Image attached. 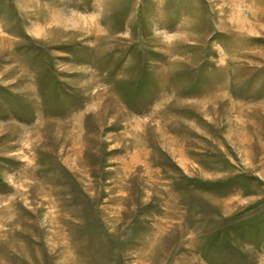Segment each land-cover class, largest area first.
I'll list each match as a JSON object with an SVG mask.
<instances>
[{
    "label": "rangeland",
    "instance_id": "obj_1",
    "mask_svg": "<svg viewBox=\"0 0 264 264\" xmlns=\"http://www.w3.org/2000/svg\"><path fill=\"white\" fill-rule=\"evenodd\" d=\"M221 1L0 0V264H264L259 10Z\"/></svg>",
    "mask_w": 264,
    "mask_h": 264
},
{
    "label": "crops",
    "instance_id": "obj_2",
    "mask_svg": "<svg viewBox=\"0 0 264 264\" xmlns=\"http://www.w3.org/2000/svg\"><path fill=\"white\" fill-rule=\"evenodd\" d=\"M223 2L224 0L221 1V3ZM236 3H240V0H232L230 5L235 7ZM254 3L257 5L259 12L251 14L250 11V15L247 16L246 24L247 26L249 25V27H247L246 31L247 34H251V35L253 34L252 35L253 37L249 38L251 40V44L250 46H248L246 53L250 54L249 57L250 56L256 57L255 55H257L256 58H259L261 60V63H258L259 60L257 59H255L254 62L257 61L256 64L257 65L259 64V67L262 66L264 67V0H255ZM250 6H251V2H250ZM242 31L244 30L241 29L240 32L242 33ZM259 67L258 68L253 67V69L257 70L259 69Z\"/></svg>",
    "mask_w": 264,
    "mask_h": 264
}]
</instances>
